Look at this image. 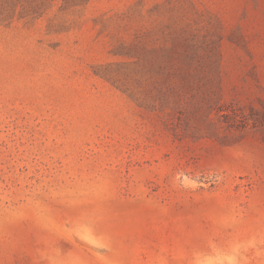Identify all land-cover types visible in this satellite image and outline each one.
<instances>
[{
	"label": "rangeland",
	"instance_id": "rangeland-1",
	"mask_svg": "<svg viewBox=\"0 0 264 264\" xmlns=\"http://www.w3.org/2000/svg\"><path fill=\"white\" fill-rule=\"evenodd\" d=\"M0 264H264V0H0Z\"/></svg>",
	"mask_w": 264,
	"mask_h": 264
}]
</instances>
